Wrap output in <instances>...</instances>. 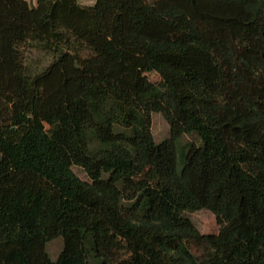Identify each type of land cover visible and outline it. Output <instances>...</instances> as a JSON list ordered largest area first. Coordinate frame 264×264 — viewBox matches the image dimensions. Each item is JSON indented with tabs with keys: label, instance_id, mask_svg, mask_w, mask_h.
Wrapping results in <instances>:
<instances>
[{
	"label": "trees",
	"instance_id": "obj_1",
	"mask_svg": "<svg viewBox=\"0 0 264 264\" xmlns=\"http://www.w3.org/2000/svg\"><path fill=\"white\" fill-rule=\"evenodd\" d=\"M0 264H264V0H0Z\"/></svg>",
	"mask_w": 264,
	"mask_h": 264
},
{
	"label": "rangeland",
	"instance_id": "obj_2",
	"mask_svg": "<svg viewBox=\"0 0 264 264\" xmlns=\"http://www.w3.org/2000/svg\"><path fill=\"white\" fill-rule=\"evenodd\" d=\"M93 2L94 0L92 3ZM49 61L50 58H26L27 69L31 72L37 71L43 68ZM145 77L153 84L162 87L161 78L155 72L145 73ZM150 129L156 142H159L169 136V125L163 116L158 112H153L151 114ZM188 141L195 144L198 143V139L194 135H183L179 144H184ZM72 170L80 179L87 180L86 175L81 168L73 166ZM187 214L200 233L220 234L221 231L228 226L232 217V210L231 206L226 205L219 210L201 209L194 212H188ZM61 246V237H56L46 244V251L52 260L57 257L61 250Z\"/></svg>",
	"mask_w": 264,
	"mask_h": 264
},
{
	"label": "crops",
	"instance_id": "obj_3",
	"mask_svg": "<svg viewBox=\"0 0 264 264\" xmlns=\"http://www.w3.org/2000/svg\"><path fill=\"white\" fill-rule=\"evenodd\" d=\"M27 1H29V2H31V3H35V1L36 0H27ZM92 1L93 0H78V2L80 3V4H82V5H91V3H92ZM95 1V0H94ZM94 3V2H93ZM92 3V4H93Z\"/></svg>",
	"mask_w": 264,
	"mask_h": 264
}]
</instances>
